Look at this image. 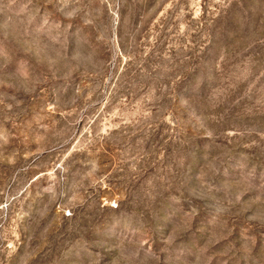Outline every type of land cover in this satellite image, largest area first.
I'll return each mask as SVG.
<instances>
[{
	"label": "rangeland",
	"instance_id": "obj_1",
	"mask_svg": "<svg viewBox=\"0 0 264 264\" xmlns=\"http://www.w3.org/2000/svg\"><path fill=\"white\" fill-rule=\"evenodd\" d=\"M0 264H264V0H0Z\"/></svg>",
	"mask_w": 264,
	"mask_h": 264
}]
</instances>
